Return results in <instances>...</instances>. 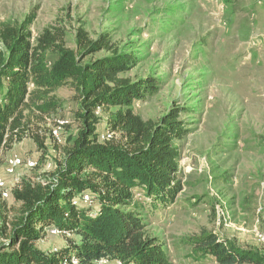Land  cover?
I'll return each mask as SVG.
<instances>
[{"label": "rangeland", "instance_id": "rangeland-1", "mask_svg": "<svg viewBox=\"0 0 264 264\" xmlns=\"http://www.w3.org/2000/svg\"><path fill=\"white\" fill-rule=\"evenodd\" d=\"M30 12L36 13L33 40L56 26L65 30L69 48L76 47L81 28L90 39L108 33L112 43L130 44L140 59L125 76L152 77L159 87L135 100L133 109L143 119L158 121L171 107H183L180 118L188 128L178 143L183 189L173 204L145 221L173 264H219L193 254L189 238L203 228L242 247H264V0H0V29ZM105 54L92 53L85 61ZM56 57L50 52L49 64ZM51 96L57 106L50 113L30 107L29 136L7 150L0 163L9 221L20 208L10 195L13 188L23 178L38 181L53 169L78 132L76 92L64 86ZM96 112L105 122L109 112ZM30 133L44 138V149ZM13 155L21 163L8 172ZM67 244L65 235L50 230L37 246L53 252Z\"/></svg>", "mask_w": 264, "mask_h": 264}, {"label": "trees", "instance_id": "trees-1", "mask_svg": "<svg viewBox=\"0 0 264 264\" xmlns=\"http://www.w3.org/2000/svg\"><path fill=\"white\" fill-rule=\"evenodd\" d=\"M35 18L30 12L0 29V163L7 150L29 136L26 111L33 106L50 113L58 102L51 93L61 87L76 92L80 126L53 169L38 181L23 178L13 188L10 195L20 208L11 221L0 192V236L5 238L0 264H73V258L78 264H173L145 221L173 204L183 189L178 145L188 134L180 118L183 107H171L158 121L143 119L133 104L159 87L152 77L125 76L140 59L130 44H114L108 33L90 39L81 28L76 47L69 48L65 30L56 26L33 40ZM101 50L107 54L85 61ZM50 52L57 55L51 64ZM112 107L117 109L111 112ZM98 108L109 112L105 122ZM30 136L45 148L39 133ZM85 194L96 207L81 201ZM50 230L65 235L68 244L53 252L40 249L38 242ZM189 240L199 259L264 264V247H242L206 228Z\"/></svg>", "mask_w": 264, "mask_h": 264}, {"label": "built area", "instance_id": "built-area-1", "mask_svg": "<svg viewBox=\"0 0 264 264\" xmlns=\"http://www.w3.org/2000/svg\"><path fill=\"white\" fill-rule=\"evenodd\" d=\"M20 163H21V159L18 156H16V155L11 156L7 161V165H6L7 171L12 172L13 169L16 168ZM5 187H6V183H5L4 179L2 177H0V190H3ZM3 195H4V193H3ZM5 195H7V194L5 193ZM81 201L85 204H90V202L92 201L91 195L85 194ZM72 263L78 264V260L76 258H73Z\"/></svg>", "mask_w": 264, "mask_h": 264}]
</instances>
